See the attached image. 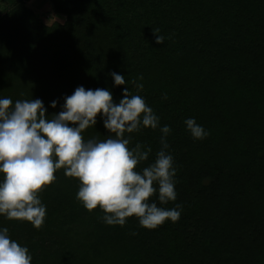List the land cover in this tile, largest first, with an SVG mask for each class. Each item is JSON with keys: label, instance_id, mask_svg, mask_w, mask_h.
Listing matches in <instances>:
<instances>
[{"label": "trees", "instance_id": "obj_1", "mask_svg": "<svg viewBox=\"0 0 264 264\" xmlns=\"http://www.w3.org/2000/svg\"><path fill=\"white\" fill-rule=\"evenodd\" d=\"M29 1L0 0V99H40L51 118L79 86L109 90L117 104L125 88L140 95L159 126L125 138L130 149L151 148L142 172L170 127L177 198L161 204L157 191L149 202L179 205L181 216L155 229L135 216L107 225L61 168L39 194L43 226L0 215V230L28 248L31 264H264V0H49L64 17L51 22ZM112 73L126 83L116 86ZM189 118L204 139L191 135ZM82 136L115 138L102 114Z\"/></svg>", "mask_w": 264, "mask_h": 264}, {"label": "clouds", "instance_id": "obj_2", "mask_svg": "<svg viewBox=\"0 0 264 264\" xmlns=\"http://www.w3.org/2000/svg\"><path fill=\"white\" fill-rule=\"evenodd\" d=\"M159 31L153 30L155 42L163 44L165 37ZM111 75L116 86L126 83L124 76ZM132 83L143 89L135 80ZM56 106L53 101L51 107ZM46 111L40 99L17 100L14 104L10 98L0 99V174L4 177L0 182V215L40 229L46 208L39 194L55 183L54 173L63 168L66 177L80 182L77 199L90 212L99 207L107 225L124 226L127 218L135 216L142 227L155 229L166 220H179V205L169 210L149 202L157 191L161 204L177 198L173 179L176 169L172 155L166 151L170 127L160 129L161 150L142 172L136 170L137 166L148 160L151 148L144 150L137 143L130 149V138H125V133L138 132L141 126L153 130L159 126V117L140 95L125 88L117 104L109 90L79 86L65 97L62 111L51 118ZM101 114L105 129L115 138L85 142L82 133L95 126ZM185 124L195 139L208 135L193 118ZM31 262L28 248L12 240L7 228L0 230V264Z\"/></svg>", "mask_w": 264, "mask_h": 264}, {"label": "rangeland", "instance_id": "obj_3", "mask_svg": "<svg viewBox=\"0 0 264 264\" xmlns=\"http://www.w3.org/2000/svg\"><path fill=\"white\" fill-rule=\"evenodd\" d=\"M28 4L37 13L42 14V18L45 21L51 22L53 20H64V17L62 15L57 14L52 10L49 0H30Z\"/></svg>", "mask_w": 264, "mask_h": 264}]
</instances>
